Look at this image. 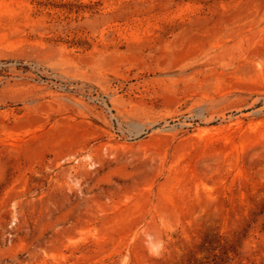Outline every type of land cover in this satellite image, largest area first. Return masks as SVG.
I'll return each instance as SVG.
<instances>
[{
    "label": "rangeland",
    "instance_id": "rangeland-1",
    "mask_svg": "<svg viewBox=\"0 0 264 264\" xmlns=\"http://www.w3.org/2000/svg\"><path fill=\"white\" fill-rule=\"evenodd\" d=\"M0 264H264V0H0Z\"/></svg>",
    "mask_w": 264,
    "mask_h": 264
}]
</instances>
